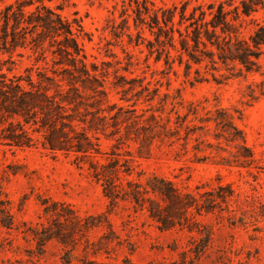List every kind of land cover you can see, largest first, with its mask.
I'll return each instance as SVG.
<instances>
[{"label": "trees", "instance_id": "1", "mask_svg": "<svg viewBox=\"0 0 264 264\" xmlns=\"http://www.w3.org/2000/svg\"><path fill=\"white\" fill-rule=\"evenodd\" d=\"M51 2L15 0L0 11V55H9L4 62L11 61L15 54L25 53L36 61L23 73L9 76L0 72L1 143L11 149L41 147L54 154L74 155L88 164L91 176L101 184L111 205L130 202L144 210L162 230L181 227L196 231L202 249L208 245L212 232L198 215L219 209L228 213L232 225L243 224V218L231 210L230 202L236 194L229 184H218L205 194L199 191L200 186L195 191L181 190L167 177L137 171L133 160L123 157L118 150L121 144L133 141L138 145V156L146 158L155 141L173 146L183 140L181 145L188 152L195 136L196 159L203 161L209 156H198L197 152L202 151L201 144L207 141L203 137L211 133L210 124L214 123L217 144L207 146H215L218 153L228 152L224 143L238 149L236 153L229 152V156L219 154L215 163L251 166L255 162L254 153L247 145L245 133L235 124V114L217 106L215 113L201 118L202 124H187L189 114L198 111L193 107L186 115L178 114L173 127L170 119L162 117L165 104L159 109L150 104L139 113L140 100L152 103L160 88L145 84L144 78L128 80L117 71L116 80L109 82V70L88 60L80 42L87 36L81 20L69 19L62 13L65 6H52ZM226 5L212 2L189 9V3L185 2L158 8L149 0H123L121 22L111 19V33L117 39L127 37L130 45H144L147 60L163 61L165 74L177 73L176 65L183 67L187 77L195 69L198 81L209 80L208 75L215 81L229 77L224 71L237 77L258 72L264 47V22H258L253 15L264 8V0H242L237 6L228 4L230 8ZM250 23L255 28L248 34ZM109 85L122 94L121 100L131 104L111 102ZM168 97L165 93L163 102ZM242 115L239 112L238 118ZM102 136L116 137L117 143L113 145L116 149L104 152ZM103 156L104 159L100 158ZM10 168L13 173L19 171ZM3 194L0 184V225L13 229L16 222L11 202L2 198ZM38 200L43 220L24 223L21 231L33 242V253L43 255L47 244L57 241L64 246V262H71L82 248L85 256L79 261L98 264L86 255L106 250L113 242L108 236L114 234L108 216L81 215L70 203L41 194ZM101 226H106L108 233L98 242L92 241L90 231Z\"/></svg>", "mask_w": 264, "mask_h": 264}, {"label": "rangeland", "instance_id": "2", "mask_svg": "<svg viewBox=\"0 0 264 264\" xmlns=\"http://www.w3.org/2000/svg\"><path fill=\"white\" fill-rule=\"evenodd\" d=\"M14 1L1 0L0 11ZM149 1L158 8L188 2L190 9L194 5L212 2H226L230 8L228 4L237 6L242 0ZM51 4L65 6L62 10L64 16L81 20L87 36L80 42L88 60L109 70V82L116 80L117 71L128 80L144 78L145 84L160 88L152 103L140 100L137 105L139 113L148 109L150 104L154 109L165 104V108L161 109L162 117L170 119L173 127L178 114L186 115L193 107H197L198 111L189 114L187 124H202L201 118L215 113L217 106L235 114V124L245 133L247 145L254 153L255 162L251 166L215 163L220 158L219 154L229 156V152L236 153L238 149L224 143L228 152L218 153L215 146H207L208 143L217 144L214 123L210 124L211 133L203 137L207 141L201 144L202 151L197 152L198 156H209L203 161L196 159L193 149L197 144L195 136L189 143L188 152L181 145L183 140L173 146L168 142L155 141L150 156L146 158L138 156V145L133 141L121 144L118 150L123 157L133 160L137 171L167 177L181 190L195 191L200 186L199 191L205 194L218 184H229L236 194L230 202L231 210L243 218V224L232 225L228 213L219 209L198 215L201 223L212 232L208 245L202 249L200 235L196 231L181 227L162 230L144 210L130 202L111 205L101 184L91 176L88 164L80 162L74 155L54 154L41 147L11 149L0 141L2 198L10 200L16 222L13 229L0 225V264H83L79 261L85 256L82 248L71 262L66 263L63 259L64 246L57 241L49 242L43 255L33 253V242L25 238L21 231L24 223L34 224L43 220L39 194L70 203L81 215L108 216L114 231L108 236L113 242L106 250L86 255L88 260H95L98 264H264V47L260 71L240 77L224 71L229 77H219V81H215L208 75L209 80L198 81L200 77L195 69L187 77L183 67L177 65V73L165 74L167 70L163 61L147 60L144 45L133 46L128 43L127 37L121 40L112 35L111 19L121 22L123 0H52ZM253 17L258 22H264V8ZM247 20L249 23V18ZM254 28L255 24L250 23L246 32L249 34ZM146 36L149 37V34L146 33ZM4 60H9V55H0V72L4 71L9 76L25 72L36 62L29 53L23 56L15 54L8 62ZM201 71L205 74L204 68ZM110 86L111 102L131 104L121 100L122 94H117L118 91ZM165 93L169 97L163 102ZM239 112H242V118H238ZM149 114L150 111L146 116ZM115 138L102 136L104 152L116 149L113 146L117 143ZM10 167L19 171L13 173ZM104 233H108L106 226L94 228L90 231V238L98 242Z\"/></svg>", "mask_w": 264, "mask_h": 264}]
</instances>
